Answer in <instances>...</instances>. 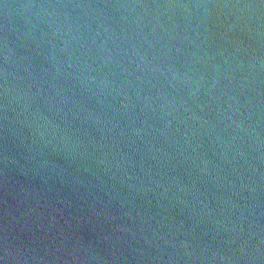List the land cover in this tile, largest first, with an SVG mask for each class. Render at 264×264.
<instances>
[{
    "label": "water",
    "instance_id": "obj_1",
    "mask_svg": "<svg viewBox=\"0 0 264 264\" xmlns=\"http://www.w3.org/2000/svg\"><path fill=\"white\" fill-rule=\"evenodd\" d=\"M0 264H264V0H0Z\"/></svg>",
    "mask_w": 264,
    "mask_h": 264
}]
</instances>
